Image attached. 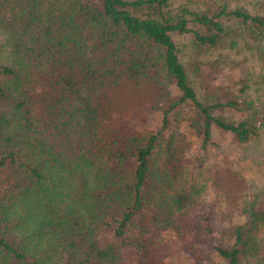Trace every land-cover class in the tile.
I'll list each match as a JSON object with an SVG mask.
<instances>
[{
  "label": "trees",
  "instance_id": "obj_1",
  "mask_svg": "<svg viewBox=\"0 0 264 264\" xmlns=\"http://www.w3.org/2000/svg\"><path fill=\"white\" fill-rule=\"evenodd\" d=\"M240 45L252 83L200 62ZM142 107L157 129L130 122ZM215 133L263 136L264 0H0V264H164L208 192L241 186L206 164ZM239 213L205 264H264V202Z\"/></svg>",
  "mask_w": 264,
  "mask_h": 264
},
{
  "label": "rangeland",
  "instance_id": "obj_2",
  "mask_svg": "<svg viewBox=\"0 0 264 264\" xmlns=\"http://www.w3.org/2000/svg\"><path fill=\"white\" fill-rule=\"evenodd\" d=\"M182 43L185 44L186 41H182ZM252 53L253 51L246 46L240 45L234 49L215 53L213 57L202 58L200 62L205 65L208 61L217 60L219 61L218 65L224 69L222 79L226 77L231 82L252 83L257 78L256 74H259V68L253 60ZM190 57L191 54L186 50L184 61L189 62ZM207 68L210 73L211 69ZM208 72L204 75L210 76L207 75ZM195 77L197 78V76ZM199 81L201 82V79ZM199 81L196 82L199 84ZM126 114L131 118L130 122L133 126L149 131L157 129L159 116L149 107H142ZM181 131L184 145L188 144L182 152V161L184 163L196 162L198 166H202V161L205 162L203 160L204 152L190 137L185 135V125ZM206 156H208L206 164L213 169L211 173L219 171L224 176L233 173L238 177L241 186H235L233 200L217 197L218 194L215 190L208 192L205 198V208L198 212L191 223L193 234L188 233L181 240H176L173 237L167 238L163 246V254H161L164 264H205L200 259L201 254L212 257L214 256V247L218 245L228 247L232 240L229 229L234 226V219L240 216L239 211L244 202L248 199L264 202V133L258 142L245 147L237 145L226 135L215 133ZM227 189L230 190L231 187ZM233 205L235 208L229 207ZM206 215L210 217L211 227L214 231L209 238L206 237L203 227V217ZM211 264H215V262Z\"/></svg>",
  "mask_w": 264,
  "mask_h": 264
}]
</instances>
